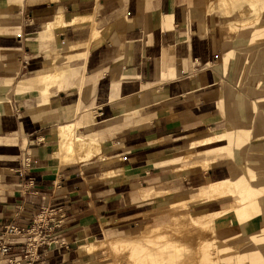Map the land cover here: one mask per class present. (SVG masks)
Returning <instances> with one entry per match:
<instances>
[{
    "label": "crops",
    "instance_id": "0c3cea01",
    "mask_svg": "<svg viewBox=\"0 0 264 264\" xmlns=\"http://www.w3.org/2000/svg\"><path fill=\"white\" fill-rule=\"evenodd\" d=\"M257 3L259 23L222 40L219 12L207 11L206 0H0V237L9 224L22 232L0 264H28L24 233L43 208L63 212L60 244L40 248L33 264H80L79 248L101 242L100 226L114 237L141 227L156 207L140 192L167 190L159 188L166 183L200 195L205 180L232 178L221 161L233 162L238 176L237 163L250 162L258 179V186L249 181L252 200L264 198V0ZM94 12L104 38L90 43L92 24L71 25ZM63 23L71 27L48 26ZM218 66L227 80L222 87ZM241 115L251 126L238 143ZM223 120L224 129L212 134L232 141L224 154H211L207 173L178 171L189 163L192 141ZM75 127L100 140L114 163L98 156L63 164L60 131ZM241 145L248 148L243 159ZM249 231L256 244L246 264H264V212ZM223 259L205 252L199 264Z\"/></svg>",
    "mask_w": 264,
    "mask_h": 264
},
{
    "label": "bare ground",
    "instance_id": "6f19581e",
    "mask_svg": "<svg viewBox=\"0 0 264 264\" xmlns=\"http://www.w3.org/2000/svg\"><path fill=\"white\" fill-rule=\"evenodd\" d=\"M224 1L226 3L215 5H222L228 18L232 20L231 17L236 15V13L232 14L235 6L230 1ZM207 8L210 9L208 6ZM251 9H253V6H251ZM255 12V17L252 19H243L236 22L235 26L228 25L227 32L229 34L238 33L241 28L259 23L262 8L257 7ZM96 19L94 12L87 18L77 20L71 26L85 23L92 24L90 40L97 42L103 37L104 33L97 29ZM48 26L56 29L71 27L64 23L61 26L49 24ZM258 69L257 66L253 68L255 71ZM243 105L244 100L240 96L238 106L242 107ZM240 117L238 124L241 129L236 135L238 143L241 142L242 135L246 134V129L251 126L250 119H245V115ZM60 134L64 138L60 146L62 162L68 160L81 161L82 158L97 154L99 158L104 160L106 166L114 163L112 159L104 156L98 147L92 148L93 143L89 140H81L80 136L77 135L76 127L70 131H60ZM192 143L195 148L186 151L185 159L187 161L193 160L199 155H222L225 151L222 146L225 144L230 146L232 141L223 136L209 134L208 131L194 139ZM243 148L244 146L241 145L237 150L239 159H243ZM213 163V158L191 161L179 168L178 171L200 170L201 172H208ZM250 180L254 186H258V179L251 177ZM249 181L242 176L230 179H215L202 189L200 195H192L184 201L175 195L161 196L164 190H152L151 193L156 194L154 200L162 198L161 202L158 203H162L161 205L169 203L171 206L165 211H161L159 208L154 209L151 213L152 216L159 217L161 213L166 212L170 216L169 221L161 222L158 225L149 222L143 231L135 235L108 239L83 246L79 248L78 255L81 257L83 255L94 256L98 253L108 254L107 258L103 257L89 264H199L197 254H200L207 245H210V247L212 245L213 248L208 252H212L213 256L223 257L224 264H232L235 257L242 252L243 259H240L238 264H246L247 256L256 244L254 239L249 238V230L254 226L255 219L264 212V198L261 196L258 199L255 198L254 201L252 200L256 196L254 195L255 190L249 186ZM232 188H234V191L231 190ZM204 202H208V204L199 207ZM247 202L250 203L247 209L244 208L242 212L235 211L236 208ZM197 206L198 210H195ZM43 217V215L38 216L37 222H40ZM204 223L207 224L204 225ZM257 226L262 227L261 224ZM102 228L101 226V229H99L101 233L104 231V228ZM256 230L259 232L262 228ZM258 247L262 250L261 243L258 244Z\"/></svg>",
    "mask_w": 264,
    "mask_h": 264
},
{
    "label": "rangeland",
    "instance_id": "374dc122",
    "mask_svg": "<svg viewBox=\"0 0 264 264\" xmlns=\"http://www.w3.org/2000/svg\"><path fill=\"white\" fill-rule=\"evenodd\" d=\"M227 1H230L231 3H233V5L235 6V9L233 10V13L232 14H234V13H236V11L237 10H239V8L240 7H245L246 5H249L250 7L251 6H253V7H259L258 6V3H257V1L258 0H227ZM225 1L224 0H206V5L208 6V7H210V9L209 8H207V10H210V11H216V12H219V13H217V15H218V17H219V27H220V32H221V35H222V40H224V36H225V33H226V35H227V30H228V20L227 19H223V17L221 16V14L223 15V16H227L226 15V12L224 11V8H223V6L222 5H215V4H219V3H224ZM226 3V2H225ZM239 7V8H236V7ZM250 10H251V12H250V14L249 15H246V16H242V18L240 17V18H238V19H236V20H231V22H230V24H229V26H235V24H236V22H239V21H241V20H243V19H252L253 17H254V14H253V9H251L250 8ZM225 13V14H224ZM263 13V12H262ZM255 14H256V12H255ZM253 15V16H252ZM228 17V16H227ZM231 18H233V17H231ZM232 34H237V33H232ZM95 43V41H93L92 39L90 40V43ZM224 54H225V50L222 52V54H221V58H223V56H224ZM218 68V76H219V81H220V85L219 86H223L224 84H225V82H227V80H226V78H225V76L222 74V72H221V69H220V67L218 66L217 67ZM221 87H220V89H221ZM226 121L225 120H223L222 121V123H220L219 124V128L218 129H216V130H211V131H209V134H211V133H214L215 131L217 132V131H221V130H223L224 129V127L226 126ZM76 132H77V130H76ZM200 136V135H199ZM198 136V137H199ZM80 139L81 140H84V139H87V140H89L91 143H93V147L92 148H96V147H98L99 148V150H101V152H102V145H101V142H100V140H98V139H90V138H86V137H84V136H80ZM193 139V137H191L189 140L191 141ZM194 148H195V146H193ZM198 149V148H197ZM248 148H246V146H244V148H243V152H244V157H246L248 154V150H247ZM250 153H251V149H250ZM96 157H98L97 156V154H94V156H92V157H85V158H82V160L81 161H84V160H87V159H92V158H96ZM209 157H211V154L210 155H206V156H201L200 158H198L197 160H196V158H194L193 160H189V161H187L185 158H184V160L186 161V162H191V161H200V160H205V159H207V158H209ZM214 157V156H213ZM226 156H224V158H225ZM76 161V160H75ZM74 161V162H75ZM81 161H76V162H78V163H81ZM245 161V160H244ZM243 161V163L245 164V167H241L240 166V164H239V162L237 163V166L239 167V170H240V176H242L243 178H245L247 181H249L250 179H251V171H249L248 170V166H250V162H244ZM64 163H66V162H63V164ZM175 163H176V165L177 166H179V165H183V164H185V163H183V162H181V161H175ZM179 163H181V164H179ZM261 163V162H260ZM219 164H223V165H226V166H228L230 169H231V175H232V177H237L238 175H239V171H238V169L234 166V164H233V162H230V161H221V162H219ZM249 164V165H248ZM218 165V164H217ZM176 166V167H177ZM216 166V165H215ZM214 166V167H215ZM200 171V170H199ZM199 171H185V172H193V173H195V172H198L199 173ZM107 174V176H112L114 173H113V171H108V172H106ZM204 173H207V172H204ZM259 178H261V177H259ZM213 180H215V179H212V180H209V179H207V181L205 180L203 183H202V185L203 184H205L204 185V187H207L208 186V184L211 182V181H213ZM159 188H161V189H167V190H164V193L161 195V196H166V197H169V196H171V195H175V196H178V197H180L181 198V200H186L187 198H190L191 196H192V193L194 192V191H196V190H192L191 191V193L190 194H184V193H179V192H173V191H171V190H175L176 188H172L170 185H168V184H162L161 186H159ZM170 189V190H169ZM177 190V189H176ZM231 190H233L234 191V188H232ZM151 191L152 190H146V191H142V192H140V197H141V200L143 201V202H146V201H150V200H153V202H154V207L156 206V208H159L161 211H165V210H167L169 207H171L170 205H169V203L167 204V203H165V204H163V205H161L162 203H158V202H161V200H162V198H160L159 200H154V196H156V194H154V193H151ZM180 191V190H179ZM181 192H185V193H187L186 191H181ZM168 199H170V198H168ZM206 204H208V202H204V203H202L199 207H201L202 205H204V206H206ZM208 206V205H207ZM248 206H250V203L249 202H247V203H245V204H242V206H240V207H238V208H236L235 209V211L236 212H242L243 211V209L245 208V209H247V207ZM198 208V206L195 208V210H198L197 209ZM152 213V212H151ZM150 213V214H151ZM149 213L148 214H144L143 215V218H142V221H143V224L141 225V227H138V229H136L135 231H133L131 234H133V235H135V234H137V233H139V232H141V231H143V229L145 228V226L149 223V222H146L147 221V219L148 218H150V216H152V214L150 215ZM166 216V218H164ZM169 215L166 213V212H164V213H161V215H159V219H158V222H156V223H154V225H158V224H161V222L162 223H164V222H167V221H169ZM221 218V217H220ZM168 219V220H167ZM205 224H207V223H204V225ZM105 225H107V224H105ZM99 229H101V226L98 228V230ZM103 229V228H102ZM103 237L102 238H99V241H106V240H108V239H116V238H122V237H127V236H118V237H114V236H112V234L111 233H109V234H106V231L104 230L103 231ZM128 236H130V235H128ZM85 239H86V237H84V239L81 241V242H84L85 241ZM81 242H79V244L81 243ZM86 242H84V243H82V244H85ZM78 244V245H79ZM81 245V244H80ZM213 248V246L211 245V247H210V245H207L205 248H203V250H202V252L200 253V254H197L198 255V262L200 261L199 260V257L201 258L203 255H204V253L205 252H208V250H210V249H212ZM77 250H78V248H76ZM189 252H191V253H194L193 251H189ZM103 257H108V254H104V253H98V254H96V255H94L93 257H91V256H89V255H85V258H84V261L83 262H79V263H86V264H89V263H92L94 260H97V259H100V258H103Z\"/></svg>",
    "mask_w": 264,
    "mask_h": 264
},
{
    "label": "built area",
    "instance_id": "2783aa9c",
    "mask_svg": "<svg viewBox=\"0 0 264 264\" xmlns=\"http://www.w3.org/2000/svg\"><path fill=\"white\" fill-rule=\"evenodd\" d=\"M29 164L30 159H27L26 165L29 166ZM62 214V210L43 208L38 215L44 216L42 220L37 222V216L31 228L24 233L27 238L24 260L28 262V264H33L39 259L40 248L60 244L55 234L62 226ZM19 236H22V232L17 226L9 224L4 228L0 237V256H5L7 254L14 238ZM61 245L68 246L63 242H61Z\"/></svg>",
    "mask_w": 264,
    "mask_h": 264
}]
</instances>
